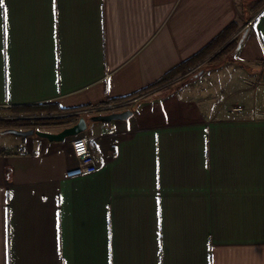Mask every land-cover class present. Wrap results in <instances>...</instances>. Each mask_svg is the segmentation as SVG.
Segmentation results:
<instances>
[{
	"label": "crops",
	"instance_id": "1",
	"mask_svg": "<svg viewBox=\"0 0 264 264\" xmlns=\"http://www.w3.org/2000/svg\"><path fill=\"white\" fill-rule=\"evenodd\" d=\"M233 23L238 64L175 117L88 120L93 174L67 178L72 138L0 133V264H264V0H4L0 108L130 97Z\"/></svg>",
	"mask_w": 264,
	"mask_h": 264
},
{
	"label": "trees",
	"instance_id": "2",
	"mask_svg": "<svg viewBox=\"0 0 264 264\" xmlns=\"http://www.w3.org/2000/svg\"><path fill=\"white\" fill-rule=\"evenodd\" d=\"M239 24L233 23L228 26L220 35H218L212 42H210L207 46H205L199 53L181 63L171 71H169L164 77H162L159 81L147 87L146 89L124 99L113 100L110 103L121 102L123 100L129 99L131 97H137L144 95L166 83H169L175 79L183 77L181 79V86L191 83L198 78H200L199 71L195 70L199 65L208 61L210 66L213 67H221L224 64H238L236 60V54L242 48L243 43L247 36V31H244L243 34L239 37H236V34L239 31ZM224 47V48H223ZM223 48L221 51H219ZM219 51V52H218ZM218 52V53H217ZM193 71V72H192ZM192 72V73H191ZM52 107V108H51ZM2 109V108H0ZM14 114H26V113H36L37 111H51V115L58 113H66L68 110L59 109L58 107H53L49 105H31V106H13L6 108ZM78 115L69 114L68 116L62 117H46V118H38V119H27L21 118L12 121L8 120H0V127L6 128H15V127H33L34 125H71L77 122Z\"/></svg>",
	"mask_w": 264,
	"mask_h": 264
},
{
	"label": "rangeland",
	"instance_id": "3",
	"mask_svg": "<svg viewBox=\"0 0 264 264\" xmlns=\"http://www.w3.org/2000/svg\"><path fill=\"white\" fill-rule=\"evenodd\" d=\"M223 48H221L219 51H221ZM208 61L209 60L202 63L193 71H199L201 68H202V70H205V71L210 70L212 68H216V67L210 66V63L208 64ZM205 71H204V73H205ZM183 77H185V76H183ZM183 77H180V78L175 79L169 83H166V84L150 91V93H147L146 95H144L141 102L138 105H136V108L133 109V111L135 112V111L140 110V113L143 114L148 109H152L159 116H161L162 115V114H160L161 110L165 111V109H166V112H168V117H175L176 112H177L176 110H178L177 107H180L181 105L187 106L192 102V100H191V98L193 97L192 93H188V92H184V91L183 92L182 91L177 92L178 90H180L181 88H183L185 86V85L183 87L181 86V79ZM50 113H51V111H44V112L37 111L36 113H26V114H17L16 115V114L12 113L11 111H9L8 109L2 108V109H0V120L12 121V120L21 119V118L38 119V118H46V117H62V116H68L69 115V114L68 115H61L58 113L51 115ZM162 116H164V115H162ZM69 126H71V125H67V126H63V125H48V126L34 125L33 127H15V129H19V130L34 129V130H41V131L58 133V132L62 131L63 129H65L66 127H69ZM7 129H10V128L0 127V133L2 134ZM6 136L9 137V139H19L18 136H14V135H8L7 134Z\"/></svg>",
	"mask_w": 264,
	"mask_h": 264
},
{
	"label": "built area",
	"instance_id": "4",
	"mask_svg": "<svg viewBox=\"0 0 264 264\" xmlns=\"http://www.w3.org/2000/svg\"><path fill=\"white\" fill-rule=\"evenodd\" d=\"M251 24V23H250ZM248 24V25H250ZM144 95L131 97L121 102L110 103L104 106H92L77 113H74L80 117L93 116L100 114H109L113 112H121L126 110H132L143 99ZM236 110H241L237 108ZM73 155L77 159L78 163L76 167L70 169L67 172V178H76L93 174L98 170V162L91 147V141L87 136L83 134L72 138Z\"/></svg>",
	"mask_w": 264,
	"mask_h": 264
},
{
	"label": "water",
	"instance_id": "5",
	"mask_svg": "<svg viewBox=\"0 0 264 264\" xmlns=\"http://www.w3.org/2000/svg\"><path fill=\"white\" fill-rule=\"evenodd\" d=\"M204 74V70L200 72V75ZM263 80H264V73H263ZM134 115V111L126 110L121 112H113L109 114H100V115H93L87 119L86 117L82 116L79 120L74 123L73 125L66 127L62 131L58 133L41 131V130H19L15 128H10L4 131L3 135H14L18 137H30L36 135L38 137L47 139L51 142H64L68 138H73L79 136L87 131L88 129V120L91 122H103V123H111L113 121H125L130 119Z\"/></svg>",
	"mask_w": 264,
	"mask_h": 264
},
{
	"label": "snow or ice",
	"instance_id": "6",
	"mask_svg": "<svg viewBox=\"0 0 264 264\" xmlns=\"http://www.w3.org/2000/svg\"><path fill=\"white\" fill-rule=\"evenodd\" d=\"M4 5V0H0V8H3ZM7 19H8V15H7V11L4 12V35L5 37L8 34V30H7Z\"/></svg>",
	"mask_w": 264,
	"mask_h": 264
}]
</instances>
